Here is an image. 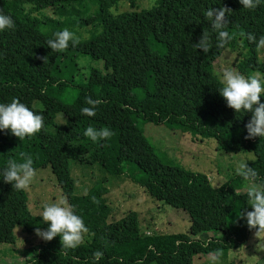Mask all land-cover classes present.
I'll use <instances>...</instances> for the list:
<instances>
[{
	"label": "trees",
	"instance_id": "obj_1",
	"mask_svg": "<svg viewBox=\"0 0 264 264\" xmlns=\"http://www.w3.org/2000/svg\"><path fill=\"white\" fill-rule=\"evenodd\" d=\"M119 1L0 0V11L15 25L0 31V103L18 98L44 118L42 130L23 141L0 130V171L9 159L19 160L21 152L33 157L35 170L49 165L89 229L76 249H62L59 236L34 246L25 264H192L194 255L216 249L223 250L222 258L239 252L250 232L245 220L235 222L238 210H252L246 191L240 192L247 181L233 173L213 187L207 175L165 162L141 125L163 124L214 140L225 152L252 153L254 160L246 163L264 181V138L245 139L251 113L227 106L213 72L222 52L240 45L242 58L235 68L246 77L254 72L264 77V58L259 59L256 44L247 39L248 33L257 40L264 36V0L252 10L239 0H156L149 9L113 12ZM211 7L232 10L226 28L232 39L223 49L216 47V33L204 15ZM65 28L79 44L70 42L64 52H53L47 41ZM203 31L212 42L207 54L194 47ZM38 56H47L48 62ZM84 56L102 65L89 66L84 74L77 62ZM89 96L103 101L94 117L81 113ZM58 114L64 124H56ZM89 126L107 127L113 135L93 142L84 136ZM69 160L126 174L141 187L153 183L151 175L161 174L168 184L161 201L188 215V231H142L134 211L109 221L106 179L75 194ZM27 202L24 190H14L0 176V243H13L17 226L27 233L48 227ZM206 233L216 236L197 238ZM96 251L103 253L98 261Z\"/></svg>",
	"mask_w": 264,
	"mask_h": 264
},
{
	"label": "rangeland",
	"instance_id": "obj_2",
	"mask_svg": "<svg viewBox=\"0 0 264 264\" xmlns=\"http://www.w3.org/2000/svg\"><path fill=\"white\" fill-rule=\"evenodd\" d=\"M156 0H120L113 5V12L140 11L153 7ZM95 7L91 6L92 11ZM240 45L236 50L223 51L213 63V72L230 67L235 71L236 63L242 58ZM259 59L264 58V49L258 52ZM77 62L81 72L87 73L89 66L98 67L102 63L90 61L88 57H79ZM263 77V76H262ZM35 106H38L35 105ZM58 125L64 124L65 118L58 114L55 118ZM142 126L144 135L153 146L155 152L165 162L179 166L192 172L207 175L213 187H220L229 177L236 173V163L254 160L249 152H225L211 139H201L176 129H169L163 124L145 123ZM70 174L74 181V193L82 195L96 183L106 179L104 185L108 188L105 199L109 206V221H117L134 211L137 214L139 227L142 231L161 233H186L189 229L188 215L179 209H174L161 201L163 189L168 186L161 174L151 175L149 186L141 187L134 183L126 174H108L98 164L87 165L75 160H69ZM248 183L240 189L247 190ZM28 208L34 215H40L42 204L53 202L57 198H65L58 186L55 176L48 166L36 169V176L27 190ZM157 195V197L155 196ZM250 207V205H248ZM14 242L0 243V264H25L32 254V248L44 244L35 232L27 233L22 227L14 228ZM216 236L215 233L198 235V239ZM253 232L247 235L239 252L220 258L218 264H264V252L257 251ZM209 254V253H208ZM208 254L194 255L192 264H211ZM233 262V263H232ZM150 264H155L151 262Z\"/></svg>",
	"mask_w": 264,
	"mask_h": 264
},
{
	"label": "clouds",
	"instance_id": "obj_3",
	"mask_svg": "<svg viewBox=\"0 0 264 264\" xmlns=\"http://www.w3.org/2000/svg\"><path fill=\"white\" fill-rule=\"evenodd\" d=\"M245 9H255L261 3V0H239ZM232 10L227 7H211L204 13L210 26L216 33V47L225 48L232 39L230 33L226 30L229 24L228 15ZM14 21L10 15L3 14L0 11V31L14 28ZM54 39L47 41L48 47L53 52L62 53L68 49L71 42L72 46L79 44V38L70 30L65 28L63 31L56 32ZM243 35V34H242ZM247 39L256 44L258 50L264 49V36L258 40L255 34L248 33ZM198 50H203L207 54L212 48L210 35L203 31L199 41L194 44ZM46 64L47 56H38ZM218 82L221 85L218 91L226 101L229 108L234 109L236 113H251V119L246 124L247 136L245 139H254L256 137L264 138V102L261 97L264 96V77L261 73L254 72L250 76H245L230 67H225L215 73ZM88 106L81 109V113L88 117L96 115L97 106L103 101L93 99L91 96L86 98ZM44 126L42 115L36 114L30 110L18 98H13L10 103H0V130H10L11 134L23 141L26 137L34 136L40 132ZM113 132L105 128L87 127L84 136L90 138L93 142L110 138ZM20 159H9L7 166L0 171L5 183L12 184L14 190H27L36 176V170L33 168V157L30 154L21 152ZM236 174L244 181L248 182L246 195L247 204L251 211L244 209L237 211L236 223L243 219L247 227L253 232L257 251L264 252V181L261 180L258 172L250 167L243 160L236 163ZM95 201V198H93ZM40 217L48 225L46 229L35 228V234L46 242L52 241L59 236L61 238L62 249H76L84 242V235L89 229L86 227L83 219L75 214L73 206L68 203L67 198H57L53 202L42 204ZM179 244V241L177 242ZM207 247V244H205ZM94 258L98 261L103 253L96 251ZM209 259L211 264H218L223 255L222 249H216L210 252Z\"/></svg>",
	"mask_w": 264,
	"mask_h": 264
},
{
	"label": "built area",
	"instance_id": "obj_4",
	"mask_svg": "<svg viewBox=\"0 0 264 264\" xmlns=\"http://www.w3.org/2000/svg\"><path fill=\"white\" fill-rule=\"evenodd\" d=\"M149 233V232H148Z\"/></svg>",
	"mask_w": 264,
	"mask_h": 264
}]
</instances>
